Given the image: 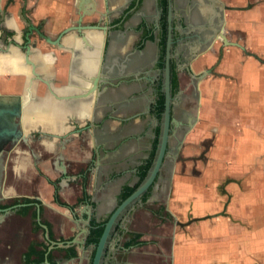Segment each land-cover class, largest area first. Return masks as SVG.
I'll return each instance as SVG.
<instances>
[{
    "label": "flooded vegetation",
    "instance_id": "1",
    "mask_svg": "<svg viewBox=\"0 0 264 264\" xmlns=\"http://www.w3.org/2000/svg\"><path fill=\"white\" fill-rule=\"evenodd\" d=\"M31 2L0 0V264L94 263L107 221L153 167L167 76L162 162L116 213L98 264H172L166 186L184 159L198 76L215 70L225 44L216 38L226 33L221 3L231 4L94 0L51 37ZM47 45L66 51L65 79Z\"/></svg>",
    "mask_w": 264,
    "mask_h": 264
},
{
    "label": "crops",
    "instance_id": "2",
    "mask_svg": "<svg viewBox=\"0 0 264 264\" xmlns=\"http://www.w3.org/2000/svg\"><path fill=\"white\" fill-rule=\"evenodd\" d=\"M93 2L31 4H37L35 18L46 16L53 37L74 10L87 13ZM222 2L231 4L224 10L226 37L237 44H222L217 67L198 81L184 159L171 169L166 208L175 222L172 264H264V0ZM47 46L61 58L54 67L65 79L66 51Z\"/></svg>",
    "mask_w": 264,
    "mask_h": 264
},
{
    "label": "water",
    "instance_id": "3",
    "mask_svg": "<svg viewBox=\"0 0 264 264\" xmlns=\"http://www.w3.org/2000/svg\"><path fill=\"white\" fill-rule=\"evenodd\" d=\"M221 7L227 8V7H230V6L226 7L223 3H221ZM73 27H74L73 25L65 27L60 32V34H63L65 32H67V31L71 30ZM82 27L87 28L86 25L85 26L79 25V28H82ZM39 34H42V33L39 32ZM217 37H220L225 44H237V42H233V41L227 39V37L225 36V33H224V31L222 29L220 30V32L216 36V38ZM45 38L51 43H55L56 42V40H51V38L49 36H47V35L45 36ZM204 75H205V72L203 74L199 75L198 78L201 79ZM169 114H170V90H169V77L167 76L166 77V86H165V112H164L165 123H164V128H163V131H162L160 147H159L156 159H155V161L153 163V167L151 168V170L149 171V173L145 177V179L128 195V197L123 201V203L119 206V208L111 215V217L107 221L105 229H104V231L102 233V236L100 238V241H99V245H98V248H97V253H96L95 260H94L93 264H98V259H99V255H100V252H101V248H102L103 242L105 240L107 232H108V230H109V228L111 226V222L113 221L116 213L119 211V209L121 207H123V205L131 202L133 200V198L138 197V195L141 192H143V190H145L147 188V186L153 181L155 175L157 174L159 166H160V164L162 162V158H163L165 147H166V142H167V137H168V119H169ZM193 119H194V117H193ZM190 124H191L190 125V127H191L192 126L191 121H190Z\"/></svg>",
    "mask_w": 264,
    "mask_h": 264
},
{
    "label": "rangeland",
    "instance_id": "4",
    "mask_svg": "<svg viewBox=\"0 0 264 264\" xmlns=\"http://www.w3.org/2000/svg\"><path fill=\"white\" fill-rule=\"evenodd\" d=\"M212 55H213V54H210V53H207V54H206V56H207L208 59H210V58L212 59V58H213ZM150 205H151V206H156L157 203H156V204L151 203Z\"/></svg>",
    "mask_w": 264,
    "mask_h": 264
},
{
    "label": "trees",
    "instance_id": "5",
    "mask_svg": "<svg viewBox=\"0 0 264 264\" xmlns=\"http://www.w3.org/2000/svg\"><path fill=\"white\" fill-rule=\"evenodd\" d=\"M96 234L98 235L99 234V231H97Z\"/></svg>",
    "mask_w": 264,
    "mask_h": 264
}]
</instances>
